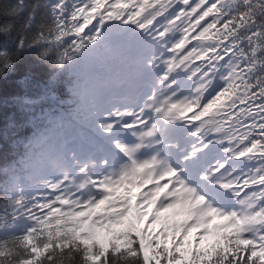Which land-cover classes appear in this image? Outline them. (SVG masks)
Wrapping results in <instances>:
<instances>
[{
    "label": "snow or ice",
    "instance_id": "obj_1",
    "mask_svg": "<svg viewBox=\"0 0 264 264\" xmlns=\"http://www.w3.org/2000/svg\"><path fill=\"white\" fill-rule=\"evenodd\" d=\"M0 36L48 76L0 264H264V0H0Z\"/></svg>",
    "mask_w": 264,
    "mask_h": 264
},
{
    "label": "trees",
    "instance_id": "obj_2",
    "mask_svg": "<svg viewBox=\"0 0 264 264\" xmlns=\"http://www.w3.org/2000/svg\"><path fill=\"white\" fill-rule=\"evenodd\" d=\"M27 2L31 3L32 0ZM5 43L7 38L0 36V46ZM47 78V69L27 54L13 73L6 78H0V166L15 155L16 141L31 135L33 130L27 112L21 108L19 98L40 97ZM42 107L47 110L48 102L37 103L33 110L39 114Z\"/></svg>",
    "mask_w": 264,
    "mask_h": 264
},
{
    "label": "rangeland",
    "instance_id": "obj_3",
    "mask_svg": "<svg viewBox=\"0 0 264 264\" xmlns=\"http://www.w3.org/2000/svg\"><path fill=\"white\" fill-rule=\"evenodd\" d=\"M148 211L151 212V208H149ZM145 219H147V217H146ZM176 219H177V220H180V219H182V217H176ZM196 231H198V230H195V229H194V230L192 231V233H190V237L195 236ZM209 239H210V238H209Z\"/></svg>",
    "mask_w": 264,
    "mask_h": 264
}]
</instances>
